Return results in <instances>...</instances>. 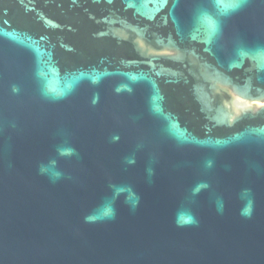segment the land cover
I'll use <instances>...</instances> for the list:
<instances>
[{
  "label": "water",
  "instance_id": "1",
  "mask_svg": "<svg viewBox=\"0 0 264 264\" xmlns=\"http://www.w3.org/2000/svg\"><path fill=\"white\" fill-rule=\"evenodd\" d=\"M0 264H264V0H0Z\"/></svg>",
  "mask_w": 264,
  "mask_h": 264
}]
</instances>
